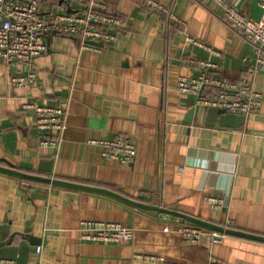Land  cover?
Segmentation results:
<instances>
[{
    "label": "crops",
    "instance_id": "obj_1",
    "mask_svg": "<svg viewBox=\"0 0 264 264\" xmlns=\"http://www.w3.org/2000/svg\"><path fill=\"white\" fill-rule=\"evenodd\" d=\"M156 1L174 9L186 26L150 16L145 0H116L109 9L121 21L118 39L100 52L80 51L75 37L49 34L46 52L34 61L37 82L22 89L11 78L27 67L0 61V165L108 188L209 222L223 225L229 218L230 228L264 236V72L243 62L253 46L212 0ZM87 2L45 0L42 12L81 13ZM230 2L253 19L264 16L260 0ZM188 37L216 53L191 45ZM188 55L217 63L216 77L248 79L263 95L261 108L245 117L196 105L193 96L179 93L178 78L199 72L183 62ZM28 101L67 110L59 149L40 144L36 115L23 108ZM114 137L137 145L133 163L107 159L92 143ZM208 195L225 199V209L207 204ZM82 219L133 226L136 239L82 242L76 231ZM183 223L106 195L26 184L0 172V257L19 264H146L134 258L138 252L194 264L211 257L223 264H264L261 242L228 235L215 245L205 237L192 246L164 231Z\"/></svg>",
    "mask_w": 264,
    "mask_h": 264
},
{
    "label": "built area",
    "instance_id": "obj_2",
    "mask_svg": "<svg viewBox=\"0 0 264 264\" xmlns=\"http://www.w3.org/2000/svg\"><path fill=\"white\" fill-rule=\"evenodd\" d=\"M45 0H0V61L7 64L22 63L25 72L11 78L13 87L22 89L37 82L38 75L34 61L47 50L45 37L57 34L75 37L80 41V51L91 50L100 52L101 47L91 44L103 43L113 45L118 39L120 18L110 12V3L116 0H88L81 13L56 12L43 13ZM222 11V19L229 27L240 33L253 46L254 54L245 57L243 62L254 73L264 72V16L253 19L245 15L230 0H212ZM264 5V0H260ZM147 13L156 18H167L180 26L186 23L180 19L174 9L156 0H145ZM188 42L197 47L209 49L200 40L188 37ZM183 62L196 68L195 76L182 75L177 80V91L191 95L196 105L223 110L248 117L258 111L263 103V95L257 91L248 79L233 81L216 77L212 72L219 68L213 61L186 56ZM24 110L36 115V130L41 135L40 144L44 147L60 148L62 134L67 127V110L63 107L42 106L35 102H26ZM101 147L102 155L123 164L133 163L137 157V145L122 137L104 138L92 141ZM205 202L211 207L224 210L226 200L212 195L205 196ZM224 227L233 226L229 218ZM79 239L86 243L126 244L132 243L138 230L133 226L113 221L82 219L76 229ZM169 233L179 235L185 245L199 246L208 237L215 245L222 242L228 235L192 225L179 224L173 229H165ZM43 247L38 246L37 252L42 254ZM134 258L146 264H194L189 261H171L157 252H138ZM0 264H19L17 259L0 257ZM207 264H223L211 257Z\"/></svg>",
    "mask_w": 264,
    "mask_h": 264
},
{
    "label": "water",
    "instance_id": "obj_3",
    "mask_svg": "<svg viewBox=\"0 0 264 264\" xmlns=\"http://www.w3.org/2000/svg\"><path fill=\"white\" fill-rule=\"evenodd\" d=\"M91 44L99 46V47L105 46L103 43H93L92 42ZM193 111L194 110L192 109L189 114L192 115ZM0 172L11 175L13 177L24 179V180L46 183L51 186H59V187H64V188H69V189H75V190H80V191H86V192L106 195L114 199H117L123 203H126L136 209L146 211L149 213H153L154 215H157L158 217L172 216L174 218L182 220L185 223L196 225V226L205 228L207 230L216 231L219 233H224L229 236H234V237H238L242 239L264 243L263 235L249 233V232L241 231V230L234 229V228L224 227L220 223L209 222V221L200 219L198 217H194L191 215L180 213L178 211L170 210L165 207L136 201V200L130 199L108 188L66 181V180L58 179L54 177L35 175V174H31V173L22 171L20 169H17L11 165L9 166L0 165ZM40 242H41L40 239L35 240L36 244H39Z\"/></svg>",
    "mask_w": 264,
    "mask_h": 264
},
{
    "label": "trees",
    "instance_id": "obj_4",
    "mask_svg": "<svg viewBox=\"0 0 264 264\" xmlns=\"http://www.w3.org/2000/svg\"><path fill=\"white\" fill-rule=\"evenodd\" d=\"M113 2V1H112ZM111 2V3H112ZM110 3V4H111ZM18 179H20V178H18ZM20 181H22L23 183H35V184H41V185H45V186H51V185H49V184H46V183H40V182H34V181H29V180H24V179H20ZM53 187H59V186H53Z\"/></svg>",
    "mask_w": 264,
    "mask_h": 264
}]
</instances>
